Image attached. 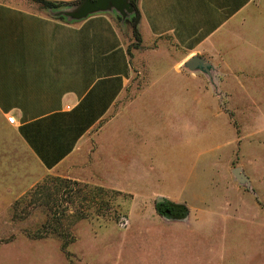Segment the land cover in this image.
Listing matches in <instances>:
<instances>
[{
  "label": "rangeland",
  "instance_id": "1",
  "mask_svg": "<svg viewBox=\"0 0 264 264\" xmlns=\"http://www.w3.org/2000/svg\"><path fill=\"white\" fill-rule=\"evenodd\" d=\"M134 14L120 19L129 51ZM249 19L264 44V3ZM154 47L143 52L152 67L136 69L69 169L47 172L15 136L0 135V264H264V45L246 50L253 79L225 81L234 96L207 82L219 109L204 113L168 97L141 105L140 90L178 54L166 39ZM160 196L188 214L164 216Z\"/></svg>",
  "mask_w": 264,
  "mask_h": 264
},
{
  "label": "crops",
  "instance_id": "2",
  "mask_svg": "<svg viewBox=\"0 0 264 264\" xmlns=\"http://www.w3.org/2000/svg\"><path fill=\"white\" fill-rule=\"evenodd\" d=\"M53 1L64 5L45 10L0 1V135L15 136L47 172L70 168L136 69L152 67L143 52L161 39L178 54L151 88L140 90L141 105L168 97L180 111L215 112L218 96L208 81L217 79L230 97L236 92H226L227 79L256 76L246 50L264 44L250 35L249 18L264 0H135L141 44L130 51L117 9L71 19L57 12L76 0ZM193 56L208 70H188L184 63Z\"/></svg>",
  "mask_w": 264,
  "mask_h": 264
},
{
  "label": "water",
  "instance_id": "3",
  "mask_svg": "<svg viewBox=\"0 0 264 264\" xmlns=\"http://www.w3.org/2000/svg\"><path fill=\"white\" fill-rule=\"evenodd\" d=\"M134 1L135 0H80L74 3L73 5H69V7L63 10L61 9L57 13L62 14L67 18L81 19L95 12H101L109 10L110 8H115L120 13L121 20L123 21L134 13ZM125 12L127 14H125ZM184 65L190 71H193L196 68H204L208 70V65L200 56H193L189 58L184 63ZM232 172L239 182H247V178L245 175L242 174L240 168H234ZM164 202V198H156L157 204H162ZM165 213H169V210L166 209Z\"/></svg>",
  "mask_w": 264,
  "mask_h": 264
},
{
  "label": "trees",
  "instance_id": "4",
  "mask_svg": "<svg viewBox=\"0 0 264 264\" xmlns=\"http://www.w3.org/2000/svg\"><path fill=\"white\" fill-rule=\"evenodd\" d=\"M36 3H38L40 5L41 8L43 9H55L57 7H59V5H63L64 2H59V1H53V0H33ZM135 7V14L133 17H131L130 21L128 22L130 27H131V34L134 40V43L132 45V48L134 49H138L140 48V44H141V36L140 33L138 31V23H139V19H140V15L139 12L134 4ZM129 51V49H128ZM118 193V192H117ZM166 207L169 210V213H165L162 209V213L164 216L166 217H172V218H183L188 214V209L185 205L183 204H174L171 203L169 201L165 202ZM58 236H60V234H58ZM46 236H39L38 238H44ZM71 240L68 241H62L61 244V248L63 251H65L67 244L70 242Z\"/></svg>",
  "mask_w": 264,
  "mask_h": 264
},
{
  "label": "built area",
  "instance_id": "5",
  "mask_svg": "<svg viewBox=\"0 0 264 264\" xmlns=\"http://www.w3.org/2000/svg\"><path fill=\"white\" fill-rule=\"evenodd\" d=\"M7 121L9 122V123H13V117L11 116V117H7Z\"/></svg>",
  "mask_w": 264,
  "mask_h": 264
},
{
  "label": "flooded vegetation",
  "instance_id": "6",
  "mask_svg": "<svg viewBox=\"0 0 264 264\" xmlns=\"http://www.w3.org/2000/svg\"><path fill=\"white\" fill-rule=\"evenodd\" d=\"M161 205H162L163 209H165V210L168 209V208L166 207L165 203H162Z\"/></svg>",
  "mask_w": 264,
  "mask_h": 264
}]
</instances>
